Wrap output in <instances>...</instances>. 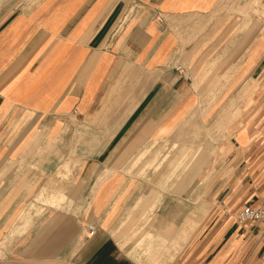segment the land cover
Wrapping results in <instances>:
<instances>
[{
	"label": "crops",
	"instance_id": "obj_1",
	"mask_svg": "<svg viewBox=\"0 0 264 264\" xmlns=\"http://www.w3.org/2000/svg\"><path fill=\"white\" fill-rule=\"evenodd\" d=\"M259 1L0 0V264H177L128 246L136 223L178 264H264V220L175 232L212 211L209 182L216 202H264ZM194 127L178 178V155L152 161Z\"/></svg>",
	"mask_w": 264,
	"mask_h": 264
},
{
	"label": "rangeland",
	"instance_id": "obj_2",
	"mask_svg": "<svg viewBox=\"0 0 264 264\" xmlns=\"http://www.w3.org/2000/svg\"><path fill=\"white\" fill-rule=\"evenodd\" d=\"M259 6H264L263 0H260L258 5ZM258 9L255 11V15L257 14V16H262L264 15V10L260 13L257 12ZM260 13V14H259ZM248 17V16H247ZM248 22V21H247ZM247 24V23H246ZM256 24V23H255ZM257 28L261 31H264V28L262 25H258ZM181 66L178 67V70L180 72H182V69H180ZM197 119V118H195ZM195 119L193 118V121H191L192 123L195 122ZM190 122V123H191ZM197 122V121H196ZM227 127L224 126L221 129L225 130ZM199 149H200V145H199ZM180 155V153H179ZM205 164H201L200 168L197 170V172L192 173L193 174V178H195L202 170L204 169ZM214 184V181L209 182V187H208V197H207V202L210 205H212V211L208 212L206 215H195V214H191L190 216L187 215V219L186 222H188V225L191 227V229L189 230L187 227L183 228V230L181 231H175L176 232V238L177 237H183L184 239L187 237L192 236V238L194 237H200V236H210L211 234H214L216 232V228L218 227V225H220L221 221H237L239 223H248L249 221L246 222H240L238 221V213L240 212V210L245 206V205H240V206H234L231 203H228L227 198H220L219 202H216V199L213 195H210L212 190L211 187ZM211 197V198H210ZM194 203V202H193ZM219 209V210H218ZM228 212L227 214H224V212ZM177 216V222L180 221H184V219H181V215H176ZM228 216V217H227ZM201 218V219H200ZM140 220V219H139ZM203 221V223L201 224L202 228L199 229H194L195 226L198 225V223L200 221ZM136 222V221H135ZM139 222V221H138ZM182 224V223H180ZM137 223L133 225V228L129 231V233L133 234V236H130L127 240V245L130 243V247L136 251V253H138V251H142V254H154V256L156 257L157 255H159V258L165 256L166 253H171L173 250L175 252V255L177 256V264L179 263L180 259L178 258V255L181 254L180 256L182 257L183 254V249L182 247H180L179 245H175V246H170L168 247L167 242H169V240L166 238H162L160 237V239H158V241H156V245L154 243V246L152 247V251H148V243L146 242L145 244L142 245H138V242L141 240V237L144 235V232L146 231L145 229H138ZM136 227V228H135ZM165 232H167V230H163ZM160 243V244H159ZM129 246V245H128ZM146 247V250H145ZM172 249V250H171ZM182 249V251H180ZM145 251V252H144ZM163 259V258H162ZM162 259L160 261L157 262H153V264H162Z\"/></svg>",
	"mask_w": 264,
	"mask_h": 264
},
{
	"label": "bare ground",
	"instance_id": "obj_3",
	"mask_svg": "<svg viewBox=\"0 0 264 264\" xmlns=\"http://www.w3.org/2000/svg\"><path fill=\"white\" fill-rule=\"evenodd\" d=\"M245 12H246V15L248 16L249 14H250V12H248V11H246L245 10ZM248 23V22H247ZM257 24H259V23H256V25ZM246 25V24H245ZM249 28V27H248ZM257 28V27H256ZM198 123V122H197ZM193 124H195V122H193ZM196 125V124H195ZM200 131L198 130V129H195V127H194V131H193V133L190 135H186L185 133H180V135L178 136L179 138L175 141V142H173L172 144H171V146H170V150H166V154L163 152L162 153V151H159L156 155H155V157H154V159L152 160L154 163H156V164H158L159 166H161L162 164H164V163H166L169 159H170V156L171 155H174V154H176V155H178L177 156V158H176V161H175V166H174V173H175V175H176V177L178 178L179 176H180V174H182L186 169H188V167H189V161H190V158H191V161L194 159V157H195V155H197L198 154V152H199V145H196L195 143H194V145H191V147H189L186 143H187V141H189L188 139L189 138H193V140L192 141H194V142H196L195 141V139H199L200 137H201V134L199 133ZM181 136H185V138L184 139H182L181 140ZM204 138V137H203ZM46 140H47V138H46ZM58 140V139H57ZM57 140H55V142L57 141ZM45 141V140H44ZM47 142H51V141H47ZM52 143V142H51ZM50 143V144H51ZM167 143V142H166ZM48 143H46L45 145H47ZM152 145V144H151ZM165 145V144H164ZM42 147V146H41ZM49 147H53V145L51 146H49ZM48 147V148H49ZM43 148V147H42ZM45 148V147H44ZM44 148H43V151L45 152V150H44ZM50 148V149H51ZM169 148V147H168ZM47 149V148H46ZM40 151H42V150H40ZM42 151V152H43ZM49 151H51V150H49ZM189 151H191L190 153H189ZM54 153V152H53ZM179 153H180V155H179ZM192 155V157H190V155ZM52 155V154H51ZM153 157V156H152ZM146 161H148V160H146ZM150 161V160H149ZM151 162V161H150ZM199 163H201V162H199ZM200 165L201 164H199L198 166H196L195 168H193L194 170H193V172L192 173H195V172H197V170L200 168ZM128 166V165H127ZM151 167V166H150ZM126 169V168H125ZM141 169V168H140ZM155 170V169H154ZM153 170V171H154ZM156 171V170H155ZM201 172L203 171V169L202 170H200ZM152 172V171H151ZM200 172V173H201ZM149 173V172H148ZM199 173V174H200ZM154 174V173H153ZM198 174V175H199ZM197 175V176H198ZM158 177V176H157ZM208 177V176H207ZM155 178V177H154ZM194 179V178H193ZM160 181V180H159ZM193 184H194V181H193ZM190 190V189H189ZM186 195H187V193H186ZM146 198V197H145ZM211 198V197H210ZM47 200H48V203L49 204H52V205H62V203L64 202V200H65V198L64 197H52V198H50V199H48L47 198ZM153 206V205H152ZM209 207V206H208ZM29 211V210H28ZM25 221V220H24ZM161 234H162V231H159V233L158 234H155V231H151V230H149V231H147L146 233H145V235H144V239H145V241L146 240H151V238H155V237H160L161 236ZM153 243H155V241H150V242H148V251H150L151 249H152V247L154 246V244ZM145 250H146V247H145ZM152 251V250H151ZM145 252V251H144Z\"/></svg>",
	"mask_w": 264,
	"mask_h": 264
},
{
	"label": "built area",
	"instance_id": "obj_4",
	"mask_svg": "<svg viewBox=\"0 0 264 264\" xmlns=\"http://www.w3.org/2000/svg\"><path fill=\"white\" fill-rule=\"evenodd\" d=\"M162 20V17H159ZM181 69V67H180ZM262 221L264 220V202L259 203L257 205H245L240 212L238 213V221L246 222V221ZM98 232V228L95 223L87 224V238H93ZM262 258L264 259V252L262 254Z\"/></svg>",
	"mask_w": 264,
	"mask_h": 264
}]
</instances>
